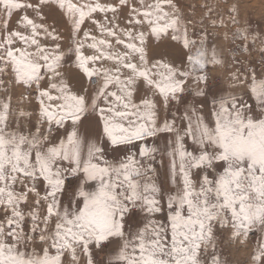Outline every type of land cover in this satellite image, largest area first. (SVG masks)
Returning <instances> with one entry per match:
<instances>
[{"label": "snow or ice", "instance_id": "obj_1", "mask_svg": "<svg viewBox=\"0 0 264 264\" xmlns=\"http://www.w3.org/2000/svg\"><path fill=\"white\" fill-rule=\"evenodd\" d=\"M166 6L0 0V75L37 101L23 124L0 103V264H227L218 233L264 235V71L217 92L208 68L222 61ZM145 28L185 57L150 54Z\"/></svg>", "mask_w": 264, "mask_h": 264}, {"label": "rangeland", "instance_id": "obj_2", "mask_svg": "<svg viewBox=\"0 0 264 264\" xmlns=\"http://www.w3.org/2000/svg\"><path fill=\"white\" fill-rule=\"evenodd\" d=\"M171 4L186 27L189 39L198 44L202 42L209 58L215 55L222 61L208 68L209 84L217 92H242L245 86L239 77L248 76L253 69L257 73L264 71V0H171ZM240 30L247 33L246 41L235 38ZM8 98L14 121L19 119L20 123H25L26 118L18 115L24 112L31 113V121L35 122L36 99L30 98L12 75L4 73L0 75V103ZM217 240L218 254L227 264H251L258 243H264V235L255 231L246 241H241L232 239L231 234L224 231L217 234Z\"/></svg>", "mask_w": 264, "mask_h": 264}, {"label": "crops", "instance_id": "obj_3", "mask_svg": "<svg viewBox=\"0 0 264 264\" xmlns=\"http://www.w3.org/2000/svg\"><path fill=\"white\" fill-rule=\"evenodd\" d=\"M101 2H112V0H101ZM148 2H153V0H148ZM130 4H136L137 0H129ZM166 11L169 12H174V8H168L167 6L165 7ZM48 13V23L52 24L55 23L57 30L62 34L63 36V44L65 47L67 46L69 42V35H68V28L67 26L63 23L62 17L55 11V9H49L46 10ZM129 9L128 8H122L121 11L117 14V20L118 23L120 24L121 28L125 27L126 25V20L127 17L129 16ZM97 19H103V14H96ZM109 19L112 18V13H108ZM17 17L14 16L12 18V22L10 24V27H15ZM85 31H90L96 34L99 38V30L96 28L94 25H92L90 22H87L84 26ZM141 29H137L139 31ZM145 31V35L148 37V45L150 49V54L153 52L157 53H166L169 58L175 59L177 61L183 59L186 55V50H184L180 44H177L174 41H171L170 39H164L162 42L156 41V39L152 36H150L147 32V29H142ZM111 39V38H109ZM113 46L117 47L120 51H123L122 46H117L115 44V41H112ZM105 66H108L107 63ZM162 118H163V112H162Z\"/></svg>", "mask_w": 264, "mask_h": 264}]
</instances>
